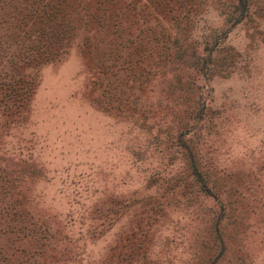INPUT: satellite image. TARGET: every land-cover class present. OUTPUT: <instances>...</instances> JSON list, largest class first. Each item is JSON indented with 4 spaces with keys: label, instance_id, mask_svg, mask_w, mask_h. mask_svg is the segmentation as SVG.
<instances>
[{
    "label": "rangeland",
    "instance_id": "1",
    "mask_svg": "<svg viewBox=\"0 0 264 264\" xmlns=\"http://www.w3.org/2000/svg\"><path fill=\"white\" fill-rule=\"evenodd\" d=\"M0 264H264V0H0Z\"/></svg>",
    "mask_w": 264,
    "mask_h": 264
}]
</instances>
